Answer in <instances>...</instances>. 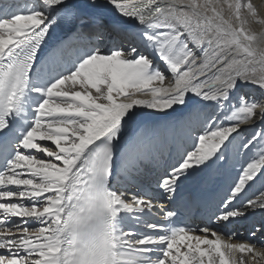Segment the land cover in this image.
Returning a JSON list of instances; mask_svg holds the SVG:
<instances>
[{
  "label": "snow or ice",
  "instance_id": "snow-or-ice-1",
  "mask_svg": "<svg viewBox=\"0 0 264 264\" xmlns=\"http://www.w3.org/2000/svg\"><path fill=\"white\" fill-rule=\"evenodd\" d=\"M255 25L253 0H0V264H264V223L231 227L264 215ZM230 153L249 158L207 222L179 223Z\"/></svg>",
  "mask_w": 264,
  "mask_h": 264
},
{
  "label": "bare ground",
  "instance_id": "bare-ground-1",
  "mask_svg": "<svg viewBox=\"0 0 264 264\" xmlns=\"http://www.w3.org/2000/svg\"><path fill=\"white\" fill-rule=\"evenodd\" d=\"M14 2L18 5L20 9H23L25 4L27 2H30V0H14ZM253 3H255L261 11H264V3H262V0H253ZM253 31L259 33L261 31H264V28H261V26L259 25H255L253 26ZM244 91L249 93V95L259 97L258 90L254 89L253 86L251 85L247 86L244 89ZM244 135L248 136L250 135V132H246L244 133ZM191 146H192L191 139L182 140L179 142V144L176 142H170L166 144L161 150L160 170L155 173L150 172L146 176L144 180L145 188L148 187L150 190H155L156 188L154 187V185L157 182V177L162 176L164 174L163 169L175 163L176 160L179 158V153H182L185 150H191ZM229 155H230V160L228 164H226L225 168L222 169L221 171L215 172L212 176V179L209 182L204 183L200 181L199 177H194L192 180L186 181L184 183V185L180 190V194L187 190L193 191L201 182L205 188L212 187L213 184L215 183L221 184L220 195L221 196L225 195V189L231 183L232 179L236 176L237 170L241 165L246 163L249 158L248 155H242V154L230 153ZM258 188L259 185L256 186V189L250 191L249 195H252L253 192H255ZM250 223L253 226L255 225L258 227L261 223H264V215H262L259 211H257V213L254 216H249L248 219L244 220L243 222L232 226V229L239 234L238 239L243 240L249 238V234L246 233L245 227ZM246 235H248V238H246Z\"/></svg>",
  "mask_w": 264,
  "mask_h": 264
}]
</instances>
